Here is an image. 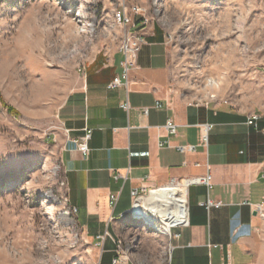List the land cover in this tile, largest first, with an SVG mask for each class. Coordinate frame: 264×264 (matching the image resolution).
<instances>
[{
  "label": "rangeland",
  "instance_id": "1",
  "mask_svg": "<svg viewBox=\"0 0 264 264\" xmlns=\"http://www.w3.org/2000/svg\"><path fill=\"white\" fill-rule=\"evenodd\" d=\"M144 20L168 35L174 97L264 115V0H0V264H100L67 201L58 114L85 65L124 55ZM125 222L106 250L169 258L170 236Z\"/></svg>",
  "mask_w": 264,
  "mask_h": 264
},
{
  "label": "crops",
  "instance_id": "2",
  "mask_svg": "<svg viewBox=\"0 0 264 264\" xmlns=\"http://www.w3.org/2000/svg\"><path fill=\"white\" fill-rule=\"evenodd\" d=\"M138 29L143 40L128 77L121 52H99L85 65L80 85L58 114L56 141L67 201L77 209L80 231L96 240L111 235L105 243L111 257L103 262L111 264L115 255L106 247L115 246L111 233L127 228L134 202L130 193L206 175L208 165L214 184L210 192L201 185L173 191L187 200L189 223L177 230L173 251L158 264H264V115L256 129L246 125L250 115L234 107L174 97L165 29L143 22ZM117 78L121 85L112 87ZM126 103L129 111L122 108ZM169 119L178 125L176 134L166 131ZM206 124L213 126L208 147L202 142ZM87 129L92 130L91 152L84 157L75 142ZM165 141L174 147L192 145L196 151L184 154L161 146ZM165 191L169 193L162 189L151 197ZM116 194L119 200L112 207L110 197ZM208 197L223 205L207 209L201 203Z\"/></svg>",
  "mask_w": 264,
  "mask_h": 264
},
{
  "label": "built area",
  "instance_id": "3",
  "mask_svg": "<svg viewBox=\"0 0 264 264\" xmlns=\"http://www.w3.org/2000/svg\"><path fill=\"white\" fill-rule=\"evenodd\" d=\"M138 12H143V9H139ZM120 22H125L127 24L131 23L132 20L129 19L127 17V14L123 13V16H120ZM144 24H147V21H143ZM137 30H139L137 28ZM135 41L133 43V45L127 44L126 46L123 47L122 52H124V68H125V72H124V78L128 77V72L130 67L133 65L137 53L140 50L141 44H142V37L140 33H136V35L134 36ZM121 85V79L117 78L115 79V81L112 83V87H118ZM158 108L161 107V105H157ZM122 108L126 111H129L130 107L129 104H124L122 105ZM143 113L145 115H148L149 113V109L146 108L144 109ZM261 120V116L258 114H254L252 116L249 117L247 124L249 127H256V129L259 128V122ZM203 126V125H202ZM166 131L169 134H176L178 131V125L171 119L168 120L167 124L165 125ZM213 126L210 124H206L202 127V142L204 144L205 147L209 146V141H210V131L212 130ZM92 139V130L87 129L85 132V135L79 139L76 140L75 144L77 145L78 150L80 151V153H82V155L84 157H88L90 155L91 152V148H90V141ZM161 146H167V147H171V148H176L179 152L181 153H192L196 151V147L192 146V145H179V146H172L171 144H169V142L165 141L161 143ZM189 181L190 184L187 185V188L189 189L192 185H201V186H206L207 187V191H211L213 189V178H212V174L210 172V167L207 165V173L206 175H201V176H195V177H189V178H184V179H180V180H176L173 179L170 183H167L166 185L162 186V187H168L172 184H180L182 185L184 182ZM160 188V187H158ZM157 188H142V189H134L132 191V193H130L132 195V198L134 200L133 205L131 206L132 208L129 210L128 214H130L132 217L136 218V219H141L142 218L138 215V212H136L137 208L141 213H143L146 209L143 206V198L147 195H149L153 190L155 191ZM119 200V195H111L110 197V202H111V206L115 207L117 206ZM202 206L206 207L207 209H210L212 207H216V208H220L223 203L219 202V201H214L212 200L210 197L207 198V201H203ZM261 209L259 208L258 211H260ZM74 212H77V209L74 208L73 209ZM188 215H189V205H188ZM264 216V215H263ZM122 218L124 217V215L121 216ZM187 223L184 222H177L174 224L173 227L170 228L169 230V235H167L165 233V223L162 222L161 220H156L152 226L154 227V229L160 231L163 235L166 236H170V240H171V246H170V253L173 251L174 247H173V241L176 239L180 238V234L177 233L178 229H181L185 226H187ZM164 230V231H162ZM112 239L111 235H109L108 233H106L105 235H100L98 236L97 240V245L102 247V252H105V243L108 239ZM117 244V250H116V255L112 258L111 260V264H129L131 261V258L129 257V255L127 254V252L122 248V243L120 241H116ZM102 253V254H103Z\"/></svg>",
  "mask_w": 264,
  "mask_h": 264
},
{
  "label": "bare ground",
  "instance_id": "4",
  "mask_svg": "<svg viewBox=\"0 0 264 264\" xmlns=\"http://www.w3.org/2000/svg\"><path fill=\"white\" fill-rule=\"evenodd\" d=\"M188 184H190L189 181H186L182 185L175 183L168 187H160L155 191L153 190L149 195L143 198V206L146 210L140 214L137 208L136 212H138V215L142 218V220L144 222H148L150 226H152V224L158 219L164 222L166 229L165 233L169 235V230L175 223H189L187 200L183 197L174 196L172 194L175 189L181 190L187 188ZM162 189H169L170 194L166 191L157 192L155 197H151L153 193ZM66 215H68V213H66Z\"/></svg>",
  "mask_w": 264,
  "mask_h": 264
},
{
  "label": "trees",
  "instance_id": "5",
  "mask_svg": "<svg viewBox=\"0 0 264 264\" xmlns=\"http://www.w3.org/2000/svg\"><path fill=\"white\" fill-rule=\"evenodd\" d=\"M0 99L3 100L1 97H0ZM2 102L4 103V101H2ZM7 108H9V107H7ZM9 111L14 112V110L12 108H9ZM105 256H106V252L103 253L100 264H103V262L105 260Z\"/></svg>",
  "mask_w": 264,
  "mask_h": 264
}]
</instances>
